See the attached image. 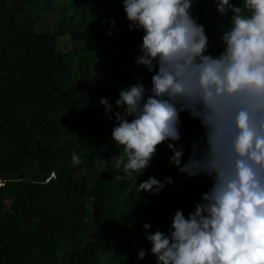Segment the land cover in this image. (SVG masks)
Wrapping results in <instances>:
<instances>
[{
	"label": "trees",
	"instance_id": "1",
	"mask_svg": "<svg viewBox=\"0 0 264 264\" xmlns=\"http://www.w3.org/2000/svg\"><path fill=\"white\" fill-rule=\"evenodd\" d=\"M15 11L0 0V264H113L104 258L111 249L117 264H157L152 245L139 235L169 233L175 212L182 210L187 217L212 187L204 174L181 173L170 162L173 153L167 145L182 148L186 163L204 128L187 139L165 142L147 175L116 179L111 166L122 146L112 139L115 112L92 114L94 126L86 127L84 140L77 141L88 152L74 165L76 142L62 136L71 132V122L88 116L80 108L89 89L74 81L87 62L84 50L93 47L109 56L110 76L122 89L137 83L136 77L150 89L152 73L135 64L143 32L129 30L123 0H113L106 13H92L82 29L65 21L37 31L35 20ZM191 15L205 28L208 54L218 56L224 46L217 30L226 28L229 14L221 16L215 0H193ZM66 34L79 45L60 50L58 39ZM149 177L164 183L159 194L136 191ZM165 177L172 183H165ZM4 199L11 201L10 210ZM145 223L151 226L147 231ZM141 249L143 259L138 257Z\"/></svg>",
	"mask_w": 264,
	"mask_h": 264
},
{
	"label": "clouds",
	"instance_id": "2",
	"mask_svg": "<svg viewBox=\"0 0 264 264\" xmlns=\"http://www.w3.org/2000/svg\"><path fill=\"white\" fill-rule=\"evenodd\" d=\"M215 3L221 16L232 15L214 57L191 15L193 0H123L129 30L143 32L135 64L152 73L150 89L136 77L115 101L122 111L114 113L112 139L123 148L124 173L142 174L160 144L178 141L186 112L204 136L186 163L182 148L168 143L170 162L189 177L212 180L194 212L177 210L169 233L146 236L157 264H264V0ZM100 104L112 113L106 98ZM80 162L73 153L72 163ZM164 186L149 177L136 191L159 194Z\"/></svg>",
	"mask_w": 264,
	"mask_h": 264
},
{
	"label": "rangeland",
	"instance_id": "3",
	"mask_svg": "<svg viewBox=\"0 0 264 264\" xmlns=\"http://www.w3.org/2000/svg\"><path fill=\"white\" fill-rule=\"evenodd\" d=\"M9 4L14 6L15 12H24V16L30 18V20L36 21V30H52L55 29L58 24L65 21L71 22L75 29L86 28L89 23L87 18L94 12L106 13L113 3V0H7ZM237 6H243V0H230ZM124 8V7H123ZM229 14V22L226 27L230 24L231 12ZM223 30H217V37H221ZM78 42L72 39L70 34L60 36L58 39V48L60 50H70L75 46H78ZM116 51L119 49L116 48ZM86 64L83 66L84 71L78 73L74 81L85 83L89 89V98L80 108L81 113H88V116L81 122L73 123L71 122V132L62 136L63 139L76 142L73 149L76 154L83 158L88 152L86 147H84L78 139L84 140V131L87 127L91 129L93 124V117L90 115H101L108 114L103 105L100 104L102 98H106L110 104H112V113L116 112L117 106L115 101L119 98V92L122 90V85L115 83L110 76V69L105 63V56L102 57L101 53L94 50L93 47L86 48L85 50ZM26 80H28L26 78ZM25 83V81H22ZM180 138L187 139V135L190 133H197L201 126L199 120L192 118L188 113L180 114ZM168 142V141H166ZM165 146L164 143L160 144L153 158L151 159L149 166L143 171L142 174L133 173L134 178H141L155 169L156 156ZM93 153L99 151L101 146ZM127 163L124 157L123 148L121 152L113 158V163L111 166V172L116 179L129 178L124 173V164ZM56 175H54L55 177ZM2 181L0 180V185ZM89 210L91 212L92 200L88 199L86 202ZM4 206L6 210H10L11 201L9 199H4ZM142 241L146 245H151V243L146 239L145 235H139ZM120 244V241L117 242ZM119 249L124 250L125 247L120 246ZM114 250H110L105 254V260L110 261L113 264H117L119 259L116 258ZM63 252H61V255Z\"/></svg>",
	"mask_w": 264,
	"mask_h": 264
}]
</instances>
